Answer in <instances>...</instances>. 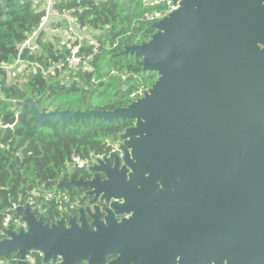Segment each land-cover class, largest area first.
Segmentation results:
<instances>
[{
	"label": "water",
	"instance_id": "obj_1",
	"mask_svg": "<svg viewBox=\"0 0 264 264\" xmlns=\"http://www.w3.org/2000/svg\"><path fill=\"white\" fill-rule=\"evenodd\" d=\"M170 1L150 39L120 53L157 76L126 107L15 103L39 127L133 124L118 136L122 158L112 153L89 179L58 182L90 198L66 220L47 224L3 190L26 229H1L0 260L15 254L26 264L37 252L60 264H264V0Z\"/></svg>",
	"mask_w": 264,
	"mask_h": 264
},
{
	"label": "trees",
	"instance_id": "obj_2",
	"mask_svg": "<svg viewBox=\"0 0 264 264\" xmlns=\"http://www.w3.org/2000/svg\"><path fill=\"white\" fill-rule=\"evenodd\" d=\"M55 8L72 15L81 27L89 29L96 38L98 52L90 60V69L73 76L74 81L63 83L36 74L23 73L7 83L0 68V236L7 217L20 218L4 202L5 195L12 205H23L31 198L40 206L47 224L66 218L71 204L76 203L80 190H58L60 180L67 181L71 171L90 174L80 169H67L73 157L87 159L91 155L110 152V140L118 136L132 121L105 122L89 119L71 121L69 126L46 122L39 127L26 106L16 102L37 100L39 110H113L124 108L156 81L154 73H144L141 61L129 54H120L126 47L140 45L154 33L147 17L163 13L170 7L166 0H58ZM42 13L34 0H0V66L9 65L16 57V47L38 27ZM36 39L40 47L38 57L46 68L62 63L68 56L59 38L44 36ZM82 51L90 53V48ZM22 59L35 61V56L23 52ZM60 72H57L59 75ZM11 126V128H9ZM6 127V128H3ZM51 194L52 198H47ZM68 200L56 201V195ZM82 204V202H81ZM61 207L62 210H59ZM75 212H72L74 214ZM3 264H19L12 254ZM26 264L44 263L43 257L32 252Z\"/></svg>",
	"mask_w": 264,
	"mask_h": 264
},
{
	"label": "built area",
	"instance_id": "obj_3",
	"mask_svg": "<svg viewBox=\"0 0 264 264\" xmlns=\"http://www.w3.org/2000/svg\"><path fill=\"white\" fill-rule=\"evenodd\" d=\"M57 1L58 0H34L35 3L40 5V12L42 13L40 24L21 45L16 47L17 57L9 65L0 66L2 71L6 74L7 83L13 82L17 75L23 73L36 74L39 69L41 70V74L50 76L53 81L69 83V79L73 78L77 73L90 69V60L93 55L98 52L99 44L92 32L86 27H81L72 15L68 12L61 13L55 8ZM171 8L174 9L173 7ZM169 12L170 10L163 13L156 12L149 15L147 19L151 22H157ZM41 31L47 32L49 36L58 37L60 46L68 51V56L62 63L47 68V71H44L35 61L21 58L23 52H27L31 57L34 55L35 60L39 58L38 54L40 47L36 39ZM85 48H90L91 52L86 53L82 51ZM57 72H60L59 75H57ZM9 128H11V126H9ZM119 144L120 141L113 145L110 152L106 155H91L87 159L73 157L72 162L67 165L68 171L73 169H88L96 164L97 161L109 158L112 153H116L122 158L123 154L119 149ZM47 198H52V195L48 194ZM54 198L56 201L68 200L66 195L61 194L56 195ZM25 204H29L37 216L42 215L41 212L37 214V210H40V206L35 205L31 198H28ZM25 204L13 206L16 208L17 206H24ZM77 208L75 204H71L68 210L63 209L64 212L66 211L68 213L67 217L64 219L66 220L69 216H72V212H75ZM59 210H62L61 207H59ZM7 228L17 231L19 228L26 229V225L22 222L21 218L12 219L7 217L1 229ZM0 264H3L2 260H0Z\"/></svg>",
	"mask_w": 264,
	"mask_h": 264
},
{
	"label": "flooded vegetation",
	"instance_id": "obj_4",
	"mask_svg": "<svg viewBox=\"0 0 264 264\" xmlns=\"http://www.w3.org/2000/svg\"><path fill=\"white\" fill-rule=\"evenodd\" d=\"M166 1L168 2L169 7H172V3H171V1H170V0H166ZM115 144H117V143L112 144L111 147H112L113 145H115ZM81 170L86 171L88 174H90V173L87 171V169H81ZM71 174L76 175V172H75V171H71L70 175H71ZM80 176H83L84 179H89V178H85V174H79L78 177H80ZM78 177H77V178H78ZM90 177H91V174H90ZM75 178H76V177H75ZM68 179H69V178H68ZM67 181H68V180H67ZM80 192H81V193L76 197V203H75V205H76L78 208H79L80 206H86L87 202L90 200V198H84V197H83V194H84L83 191H80ZM78 198H80V203H78ZM81 202H82V204H81ZM96 204H97L98 206H100V207L103 206V204L100 203L99 201H97Z\"/></svg>",
	"mask_w": 264,
	"mask_h": 264
},
{
	"label": "rangeland",
	"instance_id": "obj_5",
	"mask_svg": "<svg viewBox=\"0 0 264 264\" xmlns=\"http://www.w3.org/2000/svg\"><path fill=\"white\" fill-rule=\"evenodd\" d=\"M147 2L151 3V2H154V1H153V0H147ZM168 10L171 11V10H173V9L170 7ZM44 36H46V37L49 38V39H50V37H51V36H49V35L47 34V32H45ZM71 81H74V79H73V78H70L68 82H71Z\"/></svg>",
	"mask_w": 264,
	"mask_h": 264
}]
</instances>
